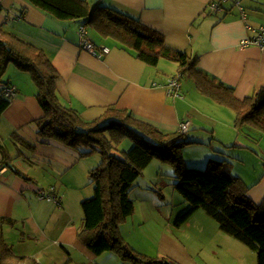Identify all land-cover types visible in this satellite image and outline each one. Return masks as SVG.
<instances>
[{"label": "crops", "instance_id": "crops-1", "mask_svg": "<svg viewBox=\"0 0 264 264\" xmlns=\"http://www.w3.org/2000/svg\"><path fill=\"white\" fill-rule=\"evenodd\" d=\"M87 1L92 7L113 8L157 30L169 44L196 57L198 68L231 87L238 99L264 85V49L240 46L242 39L253 35L245 27L242 9L246 22L264 25V0H226L216 11L208 8L212 0ZM82 25L81 19H57L27 0H0V27L43 49L59 74L56 90L60 101L84 120H92L114 105L149 120L161 131L172 132L184 120L189 121V128L196 123L207 125L215 119L210 115L211 108L218 113L223 111L203 94L191 89L182 93L180 80V96L167 95L165 79L177 73L174 62L161 59L156 67H150L116 40L101 37L93 29L92 35L88 33L91 41L107 46L109 51L98 57L81 49L77 30ZM8 86L15 88V94L0 113V141L12 159L13 168L31 180L2 166L0 219L7 220L0 226L4 238L15 254L30 256L39 264L76 260L67 248L94 260L93 252L78 239L80 211L62 203L70 196L68 193L76 194L80 189L76 167L86 159L92 164V158L80 157L63 143L43 140L37 135L36 119L42 116V110L28 72L9 64L0 83V98ZM234 117L227 125L230 130ZM229 137L231 134L220 140L229 144ZM62 170L67 178L63 186L37 181L40 176L41 180L48 175L53 178ZM247 186L251 188L247 197L260 203L264 198V172ZM48 195L51 200L46 198ZM158 206L154 202L150 207L148 200L139 198L138 207L131 214L135 226L129 235L121 232L138 252L164 255L178 264H256L255 252L222 231L202 210L196 209L184 223L171 226L172 216L163 221L155 214ZM102 255L96 256L104 257L98 264H134Z\"/></svg>", "mask_w": 264, "mask_h": 264}, {"label": "trees", "instance_id": "trees-1", "mask_svg": "<svg viewBox=\"0 0 264 264\" xmlns=\"http://www.w3.org/2000/svg\"><path fill=\"white\" fill-rule=\"evenodd\" d=\"M27 1L57 19H81L101 37L116 40L150 67H156L161 59L176 63L175 75L179 80L187 74L201 94L233 110L235 129L248 125L264 132V85L242 99L236 98L231 87L204 74L197 66L196 57L188 51L172 46L157 30L113 8L92 7L87 0ZM9 64L28 72L36 86L35 97L42 110V116L36 119L40 138L59 141L77 151L80 157L96 151L101 155L100 162L88 170L92 194L80 201L82 223L78 239L91 252L108 251L121 261L134 264H178L164 255L138 252L124 239L119 227L134 211V201L129 196L134 180L153 157H158L174 166L172 185L189 204L178 215L175 225L184 223L202 207L222 231L255 252L256 264H264V198L256 204L247 197L249 187L230 174L229 162L209 158L203 168L184 167L181 150L194 142L184 139L187 131H161L149 120L114 105L92 120L82 119L76 110L60 101L56 90L59 74L43 49L0 27V83ZM8 103L9 98L2 94L0 113ZM13 137L18 138L16 134ZM126 138L132 141V146L118 149V143ZM0 152V167L8 166L31 180L13 168L1 141ZM46 198L52 199L50 195ZM6 220L1 218L0 223ZM0 264L39 263L30 256L15 254L0 226Z\"/></svg>", "mask_w": 264, "mask_h": 264}, {"label": "rangeland", "instance_id": "rangeland-1", "mask_svg": "<svg viewBox=\"0 0 264 264\" xmlns=\"http://www.w3.org/2000/svg\"><path fill=\"white\" fill-rule=\"evenodd\" d=\"M86 29L87 32L92 35V28L87 26ZM167 62L174 64L172 61ZM180 82L182 93H187V90L191 89L193 90L191 92L201 94L199 91H197V89H194V83L187 74L180 77ZM206 100L211 102L214 107L216 106L217 108H222V112H227V116L221 115L222 112H220L221 114L218 113L216 108H211L210 115H214V118L217 121L215 119H211V122L207 125L196 123L195 126L189 128L183 137L186 140H194V142L183 146L181 150L183 166L187 168H203L209 158L225 159L227 162H229L228 170L231 175L239 177L247 185L257 181L264 172V132L258 131L257 129L248 125H243L240 129H235L234 126V129H228V122L232 120L231 117H234V112L230 108L226 106L224 107V105L218 104L209 98ZM214 127H216L215 130ZM228 134H231V138L229 137L231 142L229 144H225L220 139L228 138ZM131 146L132 141L128 138L124 139L117 145L118 149L120 150H127ZM89 156L91 157H86L89 159L92 158V164L89 163L88 159L82 160L79 166L75 169V172L79 173V177L77 178L76 182L79 181L80 189L75 191L76 194L68 193L67 195L70 196H66L64 202L62 200V203L66 207H74L80 211L79 226H81L82 223V210L80 207V201L84 198H88L92 194V185L89 184L88 179V168L91 165L92 167L97 165L101 159V155L97 151L90 153ZM38 171H40V169H38L36 173ZM65 174L66 172L64 171L63 173L62 170L59 175L53 178L48 175L46 179L41 180L43 176H40L37 181L39 183L49 182L50 184L53 183L63 186V180H67V178L64 177ZM173 174L174 166L170 161L153 157L143 169V173L134 180L133 187L129 192L130 198L134 201V211L138 207L139 198L148 200L150 207H152L153 203L155 202V204H159L155 214L162 220L164 219L163 221L167 220V217L172 216L170 224L171 226L172 224L175 225L174 222L176 218L187 209L189 204L184 200L180 193L174 189L172 185L174 179L172 177ZM85 183L87 185H85ZM248 198L251 200L249 196ZM253 202L255 201L253 200ZM198 209L209 215L204 208L201 207ZM210 218L215 221V219H213L211 216ZM134 226L135 225L133 224L132 215H130L122 224H120L119 227L122 234L123 231H125V233L129 235V230H131ZM67 249V251L70 253L69 255L76 259L73 261L66 260L68 264H98L104 259V257L97 258L96 256L99 254L93 253V260L92 257H85L83 252H79L76 249ZM58 254L60 255L62 253L59 252ZM100 254H103L102 256H108L107 258L111 260L117 259L115 254L108 251L102 252ZM58 257L59 256L57 255L56 259H58Z\"/></svg>", "mask_w": 264, "mask_h": 264}, {"label": "built area", "instance_id": "built-area-1", "mask_svg": "<svg viewBox=\"0 0 264 264\" xmlns=\"http://www.w3.org/2000/svg\"><path fill=\"white\" fill-rule=\"evenodd\" d=\"M226 1V0H212L208 4V8L211 11H216L220 8V3ZM246 12L244 9H242V19L245 23L246 29L250 30L253 32L252 36L246 37L240 41V46H248V45H255L260 49H264V25L263 24H250L245 21V14ZM78 38H79V47L83 50L88 51L89 53L95 55V56H102L103 54L107 53L109 51V48L105 45H95L92 43L88 36L87 29L84 25L80 26L77 30ZM165 90L167 95H177L179 89H180V84H179V79L178 76H168L165 79ZM15 94V88L13 86H8L4 89L3 95L5 97H11ZM189 121L184 120L181 121L178 125V129L180 132H186L189 130ZM4 171L3 167H0V177L2 175V172ZM50 197H48L49 199Z\"/></svg>", "mask_w": 264, "mask_h": 264}]
</instances>
